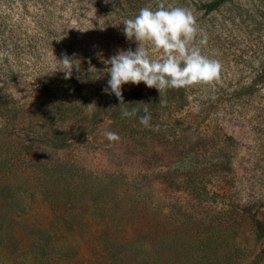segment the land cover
Here are the masks:
<instances>
[{"label":"rangeland","instance_id":"374dc122","mask_svg":"<svg viewBox=\"0 0 264 264\" xmlns=\"http://www.w3.org/2000/svg\"><path fill=\"white\" fill-rule=\"evenodd\" d=\"M217 1L163 0L193 12L222 72L144 126L96 78L157 0H0V264H264V0Z\"/></svg>","mask_w":264,"mask_h":264},{"label":"clouds","instance_id":"9594fccd","mask_svg":"<svg viewBox=\"0 0 264 264\" xmlns=\"http://www.w3.org/2000/svg\"><path fill=\"white\" fill-rule=\"evenodd\" d=\"M122 23L126 38L129 41L134 39L138 47L135 51L131 48L118 50L109 59L103 60L107 65L105 69L96 70L101 74L96 79L105 75L110 77L103 92L116 96L123 109L122 117H133L140 112L138 108L131 111L123 108L126 103L122 86L125 84L139 85L143 82L147 87L157 89L162 99L169 89L188 88L197 84L210 85L219 80L222 65L218 60L202 54L201 48L196 46L197 36L202 37L200 43H206V35L189 8L166 6L163 0H157L155 10L151 6L142 7L134 18L125 19ZM147 44L161 52L162 58H152ZM102 55L97 53L98 57ZM57 61L59 66L53 72H63L66 80L72 78L73 69L80 71L81 62L76 54L70 57L65 53ZM77 79L83 77L78 76ZM151 119L152 114L145 107L140 115V123L148 126ZM105 135L109 141L120 140V136L114 132L109 131Z\"/></svg>","mask_w":264,"mask_h":264},{"label":"trees","instance_id":"16d2710c","mask_svg":"<svg viewBox=\"0 0 264 264\" xmlns=\"http://www.w3.org/2000/svg\"><path fill=\"white\" fill-rule=\"evenodd\" d=\"M220 1L221 0L217 2H220ZM217 2L211 3L209 7L213 8V6L216 5ZM142 97H144L143 100H142ZM173 97H174V89L167 90L164 96L162 97V99H161V96L158 90H156V92L154 93V91L152 92L151 89H147L144 92L139 91V93H135V92L129 93L128 96L124 99V102L126 103L124 107H126V109H128L129 111H131L133 108H138L140 109V112H138L137 115H142L143 109L145 107H147L150 112L155 106H158V105L161 108H163L164 106H166L165 104L168 103V100H172ZM176 101L177 99L175 100V102ZM80 102L81 100H76V102L73 103V100H71L70 97H67L65 99H58L57 107L59 109L58 111L59 114L62 115L63 113L67 111L69 112V105L71 103L75 106V105H79ZM117 107L122 109L120 105H118ZM121 118H124L125 120L126 117H121ZM42 165H44L48 169H51L55 172L57 171L60 177H66L68 174H72L71 169L67 167L66 165H63V163H57V164L42 163Z\"/></svg>","mask_w":264,"mask_h":264}]
</instances>
